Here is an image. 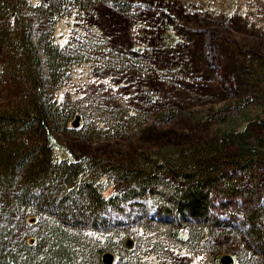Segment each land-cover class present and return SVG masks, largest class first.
I'll return each instance as SVG.
<instances>
[{
  "label": "rangeland",
  "instance_id": "1",
  "mask_svg": "<svg viewBox=\"0 0 264 264\" xmlns=\"http://www.w3.org/2000/svg\"><path fill=\"white\" fill-rule=\"evenodd\" d=\"M46 1L26 0L32 9L25 11L31 14ZM121 1L130 3L128 15L96 2L80 14L69 7L53 20L51 38L58 47L94 40L125 64L114 66L109 56L88 57L72 63L53 88V98L72 111V132L55 131L51 138L58 158L101 161L104 167L119 160L141 162L175 145L250 124L264 137V0ZM40 23L36 20L34 41L40 31L46 33V21L43 28ZM38 51L46 73L44 51ZM24 64L30 63L24 59ZM10 71L17 75L8 76ZM24 76L0 59V111L19 104ZM242 97L244 103L235 105ZM31 139V146L42 143L38 136ZM92 178L102 184L104 196L129 187L103 174ZM161 184L163 194L170 185ZM162 194L130 200L123 212L104 213L96 227L91 219L77 227H71L72 220L58 221L80 236L79 252L86 251L92 264H105L106 253L112 255L110 264H223L227 257L229 264H264L256 240L240 218L233 219L240 214H222L210 229L159 214ZM46 213L44 221L54 222ZM26 216L33 224L40 215L28 210ZM36 226L24 225L14 242L33 241Z\"/></svg>",
  "mask_w": 264,
  "mask_h": 264
},
{
  "label": "trees",
  "instance_id": "2",
  "mask_svg": "<svg viewBox=\"0 0 264 264\" xmlns=\"http://www.w3.org/2000/svg\"><path fill=\"white\" fill-rule=\"evenodd\" d=\"M96 2H108L121 14L131 7L121 0H47L30 14L25 11L32 9L26 0H0V59L6 69L25 74L19 104L0 111V264H92L86 251L79 252L80 236L60 222L72 220L71 227H77L91 219L96 227L104 213L123 212L128 201L145 194H162V182L170 188L157 204L159 214L191 219L210 229L219 225L222 214L229 218L240 214L233 219L240 218L264 256V137L255 134L254 124L242 131L217 132L188 145H175L162 158L145 157L141 162L119 160L104 167L101 161L57 157L51 141L54 132H72L68 126L71 109L60 106L52 96L66 70L96 55L109 56L114 66L125 65L97 41L79 39L61 48L51 38L56 16L69 7L83 13ZM36 20L40 28L46 21V33L40 31L34 41V28L39 29ZM39 48L44 51L46 73ZM24 59L30 64L25 65ZM33 136L42 138V143L31 146ZM94 174L129 187L104 196L102 184L93 181ZM28 210L40 215L33 224L26 219ZM45 212L54 222L44 221ZM24 225H37L38 235L17 244L14 240Z\"/></svg>",
  "mask_w": 264,
  "mask_h": 264
},
{
  "label": "water",
  "instance_id": "3",
  "mask_svg": "<svg viewBox=\"0 0 264 264\" xmlns=\"http://www.w3.org/2000/svg\"><path fill=\"white\" fill-rule=\"evenodd\" d=\"M111 259H112V255L111 254L106 253V254L103 255V261H104L105 264H110ZM228 261H229L228 257L224 258L223 264H229Z\"/></svg>",
  "mask_w": 264,
  "mask_h": 264
}]
</instances>
